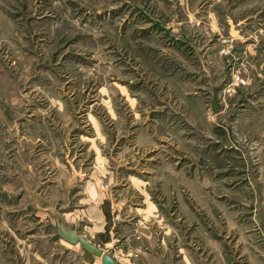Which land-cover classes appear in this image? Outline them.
Here are the masks:
<instances>
[{
  "label": "rangeland",
  "instance_id": "374dc122",
  "mask_svg": "<svg viewBox=\"0 0 264 264\" xmlns=\"http://www.w3.org/2000/svg\"><path fill=\"white\" fill-rule=\"evenodd\" d=\"M247 41L264 58V0H0V264H102L55 211L119 264H264V225L230 187L248 178L219 170L227 146L204 145L222 132L191 110L211 113L189 42L222 55L227 101L255 88Z\"/></svg>",
  "mask_w": 264,
  "mask_h": 264
},
{
  "label": "crops",
  "instance_id": "0c3cea01",
  "mask_svg": "<svg viewBox=\"0 0 264 264\" xmlns=\"http://www.w3.org/2000/svg\"><path fill=\"white\" fill-rule=\"evenodd\" d=\"M212 29L216 31L219 30L217 24H214ZM243 38L245 39L247 36H244ZM259 43L262 42L247 41L234 48V51L236 52L241 51V48H243V53L241 54H243L245 59L249 62L250 72L252 73V80L249 84H251L250 87L255 88L253 90L250 89L246 96H243L244 93L240 94L238 92L236 95L232 93L231 96L227 97V101H225L222 97L220 89L221 84L219 82V76L223 75V70L220 69L217 64L222 55L217 50L211 49L214 47V43H211L210 46L204 47L202 50V46L198 49L196 45L189 42L193 55L198 62V75L203 77V82L209 88L208 94L210 96V103L208 108L211 112L210 115L205 116L204 113H201V110L203 109L201 105H193V101L191 100V103L190 99L189 103L192 105L191 110L198 112V118H200L206 131L214 132V134L215 132H222L220 135L222 138H212V140H210L218 142L217 145L219 146L212 148V142L209 146H207V143L204 145V151L207 150L205 153L214 152L216 154L219 152L218 150L220 148L227 146L226 149L229 151V162L225 164V167H222L219 170H225V168L229 166V172L233 173L234 176L238 177L241 172L248 178L249 183L245 185L244 189L238 185V181L230 187L233 188V192H240L241 190L248 192L247 195L240 196L242 199L241 204L252 208V215L250 216L252 218H258V220L264 225V210L262 209L261 212H259L261 208H264V83L262 82L264 79V58L261 50L257 49L258 47H261ZM210 59H212L211 63ZM213 64H215L216 67H213ZM212 68L214 71H212ZM213 92L216 95L215 105L217 106L215 108L212 107ZM212 116H218V118H221V126L226 130H222L220 127L215 130L213 126H210L207 119L211 121L212 119L210 118H212ZM211 122L213 123V121ZM225 135L227 138L224 137ZM210 137L214 136L210 135ZM241 137H244V140H242ZM252 158H255V160H252ZM241 161L244 162L245 167ZM220 165H222V163ZM168 167L169 164H167V168ZM200 168L203 172L198 173V176L202 178L201 183H198V191L199 193H211L213 187L217 186L216 183L210 179V176L214 174L216 168L214 165H212V168H206L203 166H200ZM256 176L259 178L257 179ZM200 197L201 196H199V198ZM207 205L208 207H212L210 203ZM35 208L38 210H44L48 209V206L36 205ZM54 219L57 231V220L60 219L62 223L63 220L56 211ZM99 228L100 226L98 227V230H104L103 227L102 229ZM203 239H211L210 233L204 235ZM136 240L138 243L139 239ZM84 255L85 259L88 261H91L94 258L93 255L88 258L86 257V253H84Z\"/></svg>",
  "mask_w": 264,
  "mask_h": 264
},
{
  "label": "water",
  "instance_id": "95a60500",
  "mask_svg": "<svg viewBox=\"0 0 264 264\" xmlns=\"http://www.w3.org/2000/svg\"><path fill=\"white\" fill-rule=\"evenodd\" d=\"M212 107L215 108L216 95L213 92ZM58 235L70 243L79 242L80 245L89 253L101 257L102 264H119L115 261L114 257L109 252H103L101 248L89 241L86 237L81 234H77L72 228L65 227L60 219L56 222Z\"/></svg>",
  "mask_w": 264,
  "mask_h": 264
},
{
  "label": "bare ground",
  "instance_id": "6f19581e",
  "mask_svg": "<svg viewBox=\"0 0 264 264\" xmlns=\"http://www.w3.org/2000/svg\"><path fill=\"white\" fill-rule=\"evenodd\" d=\"M78 243V242H77ZM100 257V256H99Z\"/></svg>",
  "mask_w": 264,
  "mask_h": 264
}]
</instances>
